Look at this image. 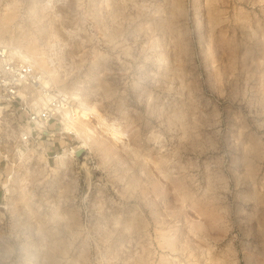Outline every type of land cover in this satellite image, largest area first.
<instances>
[{
  "label": "rangeland",
  "instance_id": "rangeland-1",
  "mask_svg": "<svg viewBox=\"0 0 264 264\" xmlns=\"http://www.w3.org/2000/svg\"><path fill=\"white\" fill-rule=\"evenodd\" d=\"M0 43L88 108L0 132V264H264V0H0Z\"/></svg>",
  "mask_w": 264,
  "mask_h": 264
},
{
  "label": "built area",
  "instance_id": "built-area-1",
  "mask_svg": "<svg viewBox=\"0 0 264 264\" xmlns=\"http://www.w3.org/2000/svg\"><path fill=\"white\" fill-rule=\"evenodd\" d=\"M43 78L32 64L17 60L0 43V132L14 124L20 146L43 135L52 140L55 132H49L50 124L63 119L70 109L69 98L51 85L44 86ZM5 145L0 136V147ZM3 150L0 148V162L5 166L7 153Z\"/></svg>",
  "mask_w": 264,
  "mask_h": 264
},
{
  "label": "bare ground",
  "instance_id": "bare-ground-1",
  "mask_svg": "<svg viewBox=\"0 0 264 264\" xmlns=\"http://www.w3.org/2000/svg\"><path fill=\"white\" fill-rule=\"evenodd\" d=\"M13 52H11L12 54L19 56L21 58L22 61H26L29 62V57H27L26 55L22 54L21 52H19L18 50H12ZM38 58V57H37ZM30 63V62H29ZM45 72V71H44ZM47 72V71H46ZM49 72V71H48ZM50 73V72H49ZM48 73H46V75L44 76L43 80H42V84L44 86H49V79H46V77L48 78ZM78 97V96H77ZM88 110L87 107L84 106H78L77 108H72V113L70 112H66L65 113V117H66V121L64 122V124L66 125V127L64 128L65 125H63V129L66 131H70V127L71 124L73 122V119L75 118V113L78 117L85 115L86 111ZM80 113V114H79Z\"/></svg>",
  "mask_w": 264,
  "mask_h": 264
}]
</instances>
